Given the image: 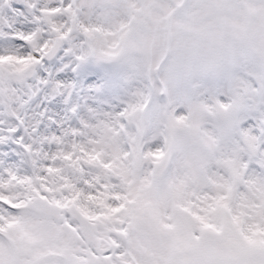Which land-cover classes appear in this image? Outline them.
<instances>
[{
  "label": "clouds",
  "instance_id": "clouds-1",
  "mask_svg": "<svg viewBox=\"0 0 264 264\" xmlns=\"http://www.w3.org/2000/svg\"><path fill=\"white\" fill-rule=\"evenodd\" d=\"M0 264H264V0H0Z\"/></svg>",
  "mask_w": 264,
  "mask_h": 264
}]
</instances>
